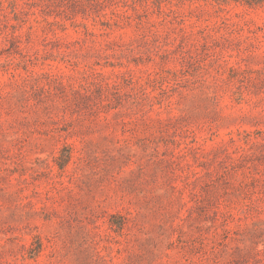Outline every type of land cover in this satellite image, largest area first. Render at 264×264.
Listing matches in <instances>:
<instances>
[{"label":"rangeland","instance_id":"obj_1","mask_svg":"<svg viewBox=\"0 0 264 264\" xmlns=\"http://www.w3.org/2000/svg\"><path fill=\"white\" fill-rule=\"evenodd\" d=\"M0 264H264V0H0Z\"/></svg>","mask_w":264,"mask_h":264}]
</instances>
